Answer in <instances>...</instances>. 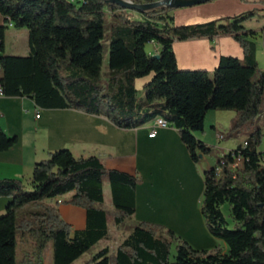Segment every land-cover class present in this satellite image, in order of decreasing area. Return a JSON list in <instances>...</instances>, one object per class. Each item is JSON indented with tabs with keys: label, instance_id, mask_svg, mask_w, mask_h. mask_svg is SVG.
I'll use <instances>...</instances> for the list:
<instances>
[{
	"label": "trees",
	"instance_id": "trees-1",
	"mask_svg": "<svg viewBox=\"0 0 264 264\" xmlns=\"http://www.w3.org/2000/svg\"><path fill=\"white\" fill-rule=\"evenodd\" d=\"M153 3L160 0H131ZM172 8L138 12L107 0H0L5 24L28 28L30 54L0 56L4 96L28 97L42 109H73L105 115L120 129H136L157 118L176 128L191 159L200 163L212 147L197 138L212 110H233L231 133L248 137L204 171L202 214L210 233L228 245L196 249L173 229L136 222L116 253L100 249L83 264H264V142L257 124L264 101V71L257 59L260 32L248 29L255 13L206 23L176 25ZM111 23L107 70L103 40ZM233 37L244 59L221 56L213 72L182 70L176 40ZM156 43L157 54L147 50ZM152 76L139 97L136 81ZM252 126L251 128H249ZM225 139V135H223ZM19 142L0 126V152ZM246 143V145H245ZM238 157L243 162L235 167ZM111 186L113 210L104 207V183ZM141 177L109 169L98 156H76L70 149L37 162L30 179L0 178V197L10 199L0 214V264H45L53 244V264H75L109 234L110 217L124 225L136 213ZM30 188V189H29ZM70 194L61 202L57 198ZM87 212L84 230L74 231L59 204ZM228 204L232 221L223 207ZM176 244L175 262L171 247ZM24 257L19 263L20 250Z\"/></svg>",
	"mask_w": 264,
	"mask_h": 264
},
{
	"label": "crops",
	"instance_id": "crops-1",
	"mask_svg": "<svg viewBox=\"0 0 264 264\" xmlns=\"http://www.w3.org/2000/svg\"><path fill=\"white\" fill-rule=\"evenodd\" d=\"M250 13H255L256 16L245 25L248 29L260 32L259 49V42L263 40L264 43V0H212L191 7L173 9L171 12L176 25L222 21ZM5 20V16L0 12V26L5 24ZM148 46L150 53H158L159 47L156 43L148 44L147 50ZM174 49L179 68L182 70L213 72L221 56L239 59L245 57L239 43L227 35L176 40ZM30 51L28 28H17L11 23L6 31L4 51L0 49V56L25 57ZM151 79L152 76H148L136 81L142 97L144 87ZM38 113L40 117L37 118ZM155 123L156 120H153L136 129H120L105 115L87 114L73 109H42L28 97L0 95V126L8 135L19 137L15 146L0 152V178L28 180L37 162L48 159L51 152L60 149H70L78 157L98 156L109 169H118L141 177L142 182L136 191V213L131 218L134 222L159 223L173 229L196 249L211 250L220 247L223 252H227L228 245L214 237L205 225L201 210L205 184L198 168L199 164L191 159L176 128L170 125L160 127L155 137H150ZM113 127L125 131L126 134L135 135L137 150L132 148L129 155L118 157L115 152L121 147H126L123 146L124 142H119L112 135ZM195 135L199 139L202 138L197 133ZM143 136L155 151L158 150L156 160H150L149 165L145 164L143 159ZM232 149L235 148H228L227 152ZM107 186L111 191L110 183L106 181L105 199ZM69 196L70 194L59 197L56 201L61 202ZM6 198L0 197V205L5 203ZM58 208L62 218L74 231L86 228L87 212L84 208L63 203H60ZM108 227L110 234L109 222Z\"/></svg>",
	"mask_w": 264,
	"mask_h": 264
},
{
	"label": "rangeland",
	"instance_id": "rangeland-1",
	"mask_svg": "<svg viewBox=\"0 0 264 264\" xmlns=\"http://www.w3.org/2000/svg\"><path fill=\"white\" fill-rule=\"evenodd\" d=\"M132 11L136 16H140L138 12ZM111 23L107 22L106 24V31L107 34L105 36V39L103 40V53H104V66L103 70H107L108 65V56H109V44L112 39V35L109 32ZM260 46L258 49V62L259 67L261 70L264 71V43L263 40L259 42ZM150 50V46H148V51ZM139 97L142 98V92H139ZM232 115H234L232 117ZM236 118V112L233 110H212L210 114L207 115L204 127V131H197L196 133L199 134L202 138L201 140L204 141L206 144H208L210 147H212V150L210 153L205 155V158L201 160L200 163H198V168L201 171L202 176L204 177V170H208L212 168L216 162L223 157L227 153L228 148H236L238 145L242 144L244 140L249 135V130L241 131V132H233L231 133V126L234 125L232 123L233 119ZM257 124L262 127L263 133H264V101L262 105V111L257 119ZM250 126L249 128H251ZM113 133L112 135L114 138H116L119 142H124L123 146L126 148L123 149L122 147L116 151L118 157L129 155L131 152V149L134 148V150H137L136 147V139L135 135L133 134H126L125 131H121L118 128L113 127ZM220 134V135H219ZM180 135V134H179ZM219 135V136H218ZM223 135H225V139H223ZM142 144V152H143V159L145 164H150V160H156V157L158 155V150L155 151V148L152 146V144L148 141L145 136L141 138ZM175 147V146H172ZM262 151L264 150V143L261 145ZM30 189V188H29ZM10 199L5 200V203L3 205H0V214L5 211L6 205ZM194 202V200H193ZM104 207L108 210H113V203H112V194L110 191L109 186H107L106 189V199L104 203ZM195 207V204H194ZM223 210L225 214L227 215L228 219L232 221V217L230 215L229 211V205L226 204L223 207ZM136 222L132 220L131 218L126 221L124 225H117L114 223L112 217L109 219V226H110V234L109 236L103 240L102 242H99L97 245H95L88 253L83 255L78 261L75 262V264H83L84 261L88 260L93 254L97 253L100 249L104 247H108L110 249L111 254H115L118 246L123 242V240L128 236L130 233V228L133 226ZM206 225V222H205ZM207 227V225H206ZM180 236V235H179ZM176 244H173L171 247V262H175V256H176ZM24 257V251L21 249L19 251L18 260L19 263L22 261ZM44 261L45 264H53V244L50 243L48 247L45 250L44 254Z\"/></svg>",
	"mask_w": 264,
	"mask_h": 264
},
{
	"label": "water",
	"instance_id": "water-1",
	"mask_svg": "<svg viewBox=\"0 0 264 264\" xmlns=\"http://www.w3.org/2000/svg\"><path fill=\"white\" fill-rule=\"evenodd\" d=\"M212 0H160L153 3H133L131 0H107V3H116L128 10L147 11L153 8L165 6L172 9L186 8L203 4Z\"/></svg>",
	"mask_w": 264,
	"mask_h": 264
},
{
	"label": "built area",
	"instance_id": "built-area-1",
	"mask_svg": "<svg viewBox=\"0 0 264 264\" xmlns=\"http://www.w3.org/2000/svg\"><path fill=\"white\" fill-rule=\"evenodd\" d=\"M0 95H3L2 93V88L0 86ZM40 117V113L37 114V118ZM169 124L162 118H157L156 119V123H155V127L153 128V130L150 133V137H155V135L157 134V129L160 127H166ZM264 143V142H263ZM246 145V143H245ZM264 152V150H263ZM243 162V158L242 157H238L235 163V167H237L238 165H240Z\"/></svg>",
	"mask_w": 264,
	"mask_h": 264
}]
</instances>
